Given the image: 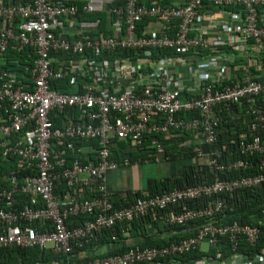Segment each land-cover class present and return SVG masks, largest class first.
<instances>
[{
  "label": "built area",
  "instance_id": "obj_1",
  "mask_svg": "<svg viewBox=\"0 0 264 264\" xmlns=\"http://www.w3.org/2000/svg\"><path fill=\"white\" fill-rule=\"evenodd\" d=\"M101 14L105 31L98 30ZM9 51L19 56L11 59ZM190 54L198 60L189 67L188 83L183 69L190 66ZM237 59L243 64L237 66ZM249 61L255 78L235 81L229 75L225 82L230 64L237 70ZM216 107L230 121L248 122L231 139L237 158L219 159L215 151L211 181L114 207L105 174L131 163L128 156H112L119 142L137 149L149 141L156 154L150 160L164 155L158 134L172 130L200 134L212 144L227 121ZM262 130L264 0H85L81 7L70 0H0V159L18 158L16 171L0 188V248L37 247L65 256L48 264H171L204 240L209 249H217L222 237L232 249L241 237L254 245L264 234L258 225L215 223L227 207L223 200L176 207L263 185ZM87 142L94 143L90 158L84 157ZM239 169L252 171L219 176ZM24 170L28 173L18 176ZM156 210H163L158 218L165 225L198 224L190 236L161 246L133 245L110 254L97 244L92 258L71 259L103 230L120 225L126 234L133 220ZM77 215L86 217L69 226L67 220ZM209 261L202 264H264V249L254 259L234 254Z\"/></svg>",
  "mask_w": 264,
  "mask_h": 264
},
{
  "label": "trees",
  "instance_id": "obj_2",
  "mask_svg": "<svg viewBox=\"0 0 264 264\" xmlns=\"http://www.w3.org/2000/svg\"><path fill=\"white\" fill-rule=\"evenodd\" d=\"M89 18H93V15H89ZM101 19V24L99 26V31H105V16L103 14L99 15ZM170 53V51L164 50H153V54H164ZM7 57L13 59L19 56V53L16 51H9L6 55ZM13 66L11 64H8ZM57 86H62L61 82H56ZM55 85V84H54ZM196 115L195 113H186V116ZM231 124L222 123L217 128L216 140L212 144H202L200 148L203 152L219 151L221 157L219 159H232L237 158V143L231 142V139H234L235 133H233V128L235 127V132L238 127L241 126V123H236L234 126ZM238 126V127H237ZM262 137L264 138V130L261 132ZM147 140L149 137L146 138ZM119 144L117 145V148ZM139 149V148H138ZM116 158L122 157V151H114ZM143 150L141 148L128 155L130 160L137 158V156H144ZM261 156H255L257 159ZM264 157V154L262 155ZM18 167V158H9L6 160L0 159V188L5 187L8 184V179L11 175L14 174ZM250 169H239L234 171H223L219 173V176L222 179H231L237 178L239 176L248 175L251 173ZM28 170H24L22 174H27ZM213 168L210 165L202 164L200 166L187 165L183 169V174L180 177H164V178H148L146 182L145 191L148 195L161 194L163 192L170 191L174 187H183L185 185H195L199 183L209 182L213 179ZM143 191L127 192L125 193L124 198L122 196L115 197L114 207H123L131 203L135 198L141 196ZM89 195V194H88ZM22 197V196H19ZM220 199L223 200L227 207L226 209L217 214L214 218L215 223L217 224H227L233 221H237L240 224H255L258 225L261 230L264 229V184L241 188L232 192H220L214 193L211 196L199 197L192 200H186L180 202L177 209H183L188 207L201 206L207 203L208 201ZM163 210H156L148 213L143 217H139L131 222L130 231L134 232L132 237L137 236V240L131 243L124 242V238L121 233V226L116 225L111 229L103 230L97 237L96 240L92 241L90 244L84 246L82 249H76L75 253L72 254L71 259L79 260L81 257L80 252H84L85 249L99 245V244H109L112 248L108 249V253H123L132 245H138L140 247H157L164 244H167L171 241H178L180 239L190 236L194 232V227L198 224L197 221L186 222L184 224H174L163 226V230L159 228L158 213ZM85 215H77L71 217L67 220L69 226H76L82 222L85 218ZM151 225L158 229L159 234H148L146 232V226ZM164 231V232H163ZM139 232V233H138ZM162 233L168 234L167 237L161 236ZM111 234L116 235V239L112 240ZM111 243V244H110ZM264 249V234L260 235V239L254 245H250L244 237L239 238L236 241L235 249L231 248V245L227 237H222L217 249H210V252H203L199 249H193L190 252L183 255V257L175 258L177 261L188 262L193 260H200L203 258L211 257L217 261H226L233 257L234 254H241L248 259H254L261 250ZM65 256L61 254H51L45 251L39 250L37 247H4L0 248V264H48L51 260L62 259ZM84 258V257H83ZM88 258V257H87ZM91 258V257H90ZM144 264V263H143ZM146 264V263H145Z\"/></svg>",
  "mask_w": 264,
  "mask_h": 264
},
{
  "label": "crops",
  "instance_id": "obj_3",
  "mask_svg": "<svg viewBox=\"0 0 264 264\" xmlns=\"http://www.w3.org/2000/svg\"><path fill=\"white\" fill-rule=\"evenodd\" d=\"M70 1L74 2L78 7H81L85 2V0H70ZM165 1H172V0H165ZM180 1H184V0H180ZM106 24L107 23L105 21V26ZM251 55L253 57L257 56L254 53ZM187 58L189 62L191 63L189 64L190 66L185 67L183 70L187 78V82L191 83L190 82L191 68L189 67L196 66L195 60H198L197 59L198 56L190 54L189 56H187ZM235 62L237 66H240V64H243L242 63L243 59L241 60L237 59ZM256 74L257 73L256 71H254V67L251 61L244 62L243 67L237 70H235L233 65L230 64V67H228L226 70L225 82H229V75L233 76L234 80L236 81V80H240L242 77L246 75L252 78H255ZM220 108L221 107H216L215 111L219 115H222V117H224L227 120L226 122L223 121L222 123L231 124L230 126H234V124L236 123L238 124L241 123L242 124L241 126L239 127L237 126L238 129H243L246 127L248 123L246 119L245 121L243 120L244 122H242L241 119L230 121L229 113H227L224 110L220 111ZM56 125L60 126L59 120L56 122ZM233 129H234L233 133H235L236 128L234 127ZM176 132H177L176 130H172L170 131V133L158 134L157 139H159V142L162 144L164 148V155H161V158L159 160L149 159L150 157H153L156 154L154 150L147 147L149 145V141H145L144 147H139V149L141 148V150H143V153H145L144 156H141V155L137 156V158L131 160V163L128 166H121L117 169L107 171V173L105 174V186L113 194L112 195L113 203H114L115 197L122 196V198H124L125 193L127 192L143 191L144 194H142L141 196H152V195H148V193L145 191L146 182L148 178H158L159 179V178H164V177H169V178L180 177L183 174V169L187 167V165H195V166L196 165L200 166L202 164L209 165V161L211 160V154L215 152L216 150L211 151L209 153L203 152L200 146L205 143L201 141L200 134H194V133L180 134ZM93 144L94 143L92 142H87L83 145V151L85 153L84 157L87 156L90 158L93 156ZM118 144H119V147L116 148V151L117 150L122 151V157L128 156L130 153H134L139 150L138 148L131 149L124 143L119 142ZM198 151L201 152V155L199 156L197 154ZM114 155L112 156L114 157ZM121 158H116V159L120 160ZM158 221H159L160 230H163V226H166V225L162 223L159 220V218H158ZM130 228H131V224H130ZM130 228H129L128 233L122 234V237L124 238L123 240L126 243H131L132 241L134 242L135 240H137V236L132 237V235H134V232L132 233L133 230L130 231ZM146 232L152 235L159 234L158 229L151 225L146 226ZM161 236L167 237L168 234L162 233ZM103 244L106 245L108 249L112 248L111 245L109 244H106V243H103ZM93 248L94 246L87 248L86 251H84L83 253L84 256L88 258L90 257L92 258V256L94 255ZM196 249H199L200 251H203V252L211 251L208 248V246L206 250H202L200 246H198ZM204 260H207V262H210L209 260L212 261L213 258L208 257V258H203L200 260H193V261H188V262H195L196 264L198 263L202 264ZM211 263L215 264L213 262ZM171 264H188V263L179 261L177 263L172 262Z\"/></svg>",
  "mask_w": 264,
  "mask_h": 264
},
{
  "label": "rangeland",
  "instance_id": "obj_4",
  "mask_svg": "<svg viewBox=\"0 0 264 264\" xmlns=\"http://www.w3.org/2000/svg\"><path fill=\"white\" fill-rule=\"evenodd\" d=\"M153 167H154V166H153ZM154 168H155V167H154ZM145 182H146V180H145ZM200 248H201L202 250H206V248H207L206 240H204V241L201 243ZM198 264H199V263H198Z\"/></svg>",
  "mask_w": 264,
  "mask_h": 264
}]
</instances>
